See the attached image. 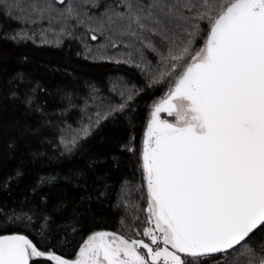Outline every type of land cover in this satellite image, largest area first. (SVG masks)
Instances as JSON below:
<instances>
[{"label": "snow or ice", "instance_id": "1", "mask_svg": "<svg viewBox=\"0 0 264 264\" xmlns=\"http://www.w3.org/2000/svg\"><path fill=\"white\" fill-rule=\"evenodd\" d=\"M0 39L117 68L56 105L0 78L27 121L0 153V264H264V0H0ZM119 118L109 157L63 167Z\"/></svg>", "mask_w": 264, "mask_h": 264}, {"label": "trees", "instance_id": "2", "mask_svg": "<svg viewBox=\"0 0 264 264\" xmlns=\"http://www.w3.org/2000/svg\"><path fill=\"white\" fill-rule=\"evenodd\" d=\"M75 47V46H73ZM28 57L25 62L22 58ZM17 70H26L41 79L48 88V101L56 105L60 102L59 93L64 89L78 88L85 82H90L101 86L111 79L110 74L117 71L112 64L92 63L83 59L69 56L67 48H56L49 46H38L32 43L17 46L8 40L0 39V78L7 79L9 75ZM130 71L129 69H120ZM159 91L157 95H159ZM151 92L141 97L139 111L143 113L145 101L151 100ZM19 121L18 125L14 122ZM25 109L23 107H13L12 103L6 102L5 108H0V153L4 151V145L12 135L19 136V129L26 123ZM126 134V125L123 118L117 122L109 121L91 139L87 141L83 158H75L70 162H65L64 168L82 166L89 156L109 157L113 151L116 140L123 138ZM25 139L30 141L33 148L38 147L35 139L31 137H20L21 151H26ZM44 150V149H41ZM15 161L7 160L0 166L11 167ZM106 164H111L107 160ZM117 172L115 177L118 178ZM71 198L75 200L79 193L73 190ZM94 211L98 219L107 220L109 227L115 230L116 210L108 204L94 205Z\"/></svg>", "mask_w": 264, "mask_h": 264}]
</instances>
